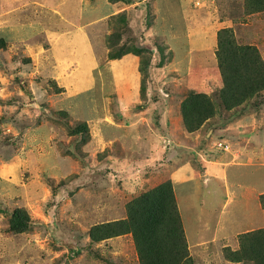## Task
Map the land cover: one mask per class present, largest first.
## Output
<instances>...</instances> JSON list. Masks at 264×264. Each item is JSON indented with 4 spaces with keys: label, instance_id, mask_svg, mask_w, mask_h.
I'll use <instances>...</instances> for the list:
<instances>
[{
    "label": "rangeland",
    "instance_id": "374dc122",
    "mask_svg": "<svg viewBox=\"0 0 264 264\" xmlns=\"http://www.w3.org/2000/svg\"><path fill=\"white\" fill-rule=\"evenodd\" d=\"M224 30L257 46L264 71V8L251 0H0V37L7 41L0 48V264H125L122 254H108L110 245L101 253L91 240V203L131 200L153 168L157 181L170 169L181 179L174 187L186 239L211 240L226 230L208 246L213 253L188 250L182 264H246L232 260V251H240L239 233L264 227V86L233 107L217 94ZM122 45L144 51L112 59ZM192 92L212 96L214 114L195 130L190 148L168 142L170 167L155 160L143 171L129 166L126 175L131 158L140 155L142 165L155 155L144 150L141 131L158 132L165 116L183 125L182 103ZM120 116L134 120L118 130L112 125ZM134 121L137 138L113 143L112 136L130 137ZM153 136L146 148H161ZM211 162L226 174L211 173ZM187 164L198 173H176ZM16 208L29 217L25 231L11 228ZM134 249L126 252L133 259Z\"/></svg>",
    "mask_w": 264,
    "mask_h": 264
},
{
    "label": "trees",
    "instance_id": "16d2710c",
    "mask_svg": "<svg viewBox=\"0 0 264 264\" xmlns=\"http://www.w3.org/2000/svg\"><path fill=\"white\" fill-rule=\"evenodd\" d=\"M255 8H264V0H251ZM219 36L218 61L223 86L218 95L230 107L242 103L264 86L263 62L257 46L241 45L235 38ZM7 41L0 37V48ZM142 47L122 45L110 52L112 59L128 53L141 55ZM148 62L143 64L145 71ZM184 124L190 132L200 127L214 114L213 97L204 92H192L182 103ZM127 216L93 225L89 230L93 242L121 234L132 233L140 264H182L188 258V241L184 234L174 186L171 180L141 192L126 203ZM11 228L25 231L30 220L20 208L12 211ZM240 251L233 250L232 260L246 264H264V227L239 233ZM100 251V250H99ZM101 252V251H100ZM102 253V252H101Z\"/></svg>",
    "mask_w": 264,
    "mask_h": 264
},
{
    "label": "crops",
    "instance_id": "0c3cea01",
    "mask_svg": "<svg viewBox=\"0 0 264 264\" xmlns=\"http://www.w3.org/2000/svg\"><path fill=\"white\" fill-rule=\"evenodd\" d=\"M32 24L35 25V22L32 23ZM31 30H34V29H31ZM42 49H44V48H42ZM127 58H129V55L124 56V58H122V60H127ZM130 59L133 62L136 60L133 57L130 58ZM55 62L57 64H59L58 61H55ZM118 62H123V61L120 60ZM113 63H116V62H113ZM136 74H135V76H136ZM137 81H138V79L135 78V83H134L133 87L135 88L136 92H135V95L134 96L138 95L137 93H138V89H139V87H138L139 84H138ZM116 93H117V96H118L119 104L121 105V107L123 109H125V107H126L127 104H125V102H124V96H123L124 94L122 95L120 93L119 89L116 90ZM115 120H117V123L114 124V125H112V126H115L119 130V129H122L123 128V126H121V125H123L122 123L125 120H131L132 121V120H134V118L133 119H126V118L120 116V117H116ZM163 121H164V123H163L164 127L161 128L160 130H158V132H155V131H149L148 132V130H147V132L143 133L141 131L142 136H143V138L141 137L142 138L141 139V143L142 144L143 143L145 144V149L144 150L146 151V150H150L151 149V151H153V149H154L155 155L151 156L150 159H148L147 161H144L142 165L138 163V160H136V159H139V158L140 159H143V157H141L140 155H136L133 158H131L132 160H134L136 162H135V164L129 163L128 165H126V167L128 169H122V170H125L124 172H125L126 175H127V172L130 170L129 169V166H133V170H134L136 168V165H138L137 169L140 168L143 171V165H145V167L152 166V165L145 164L146 162L155 161V160H158L157 162L160 163L163 166L166 165V166H169L170 167V165H172L174 159H168V153L166 152L168 147L169 148L172 147V149H173L174 146H177L179 144H183L188 149L190 148V146H191L190 141L194 138L195 134H197L198 132H195V131L190 132L189 130H187L185 124L183 123V125H182L180 121H179V126L177 124H175V123H172L171 122V118H168L167 116H165L163 118ZM134 122H132V125H128V128H129L128 130H131L132 131V134L130 135V137H128V136L126 137V136L123 135L124 137L122 136L121 139H117L115 136H112V138H111L112 142L113 143H115V142L118 143L120 141L122 143L123 141L125 142V141H129V140L134 139L132 137L133 134L136 137L137 136V133H139V130L138 129H135V127H134V126H138L139 125V122L138 121L135 122V123ZM145 129H149V128H147L145 126ZM154 133H157L159 140L162 141L161 148H159V149H155V148H151V147L146 148L149 145V142L155 140V138L153 136ZM147 136H148V138H147ZM107 137H108V135H107ZM152 137L154 138L153 140H151ZM155 142H153V143H155ZM168 142H169V146L167 147L166 144ZM127 145H129V144H126V147H127ZM134 149L137 152V148H134ZM123 152H124V150H122V153H121L122 155L125 154ZM112 156H114V157H112ZM112 156H111V159L114 160L115 157H116V159L114 161L118 162L119 165H120L121 158L119 160L117 158V154H112ZM206 161H210V160L206 159ZM190 162H192V160H190ZM214 166L215 165H212V162H211V169H210L211 173H213V172L214 173H217L218 171H221L222 172V176H224L226 174V172L224 171V167L223 166L217 167L218 168L217 169L218 170L217 172H215L216 169H215ZM192 167L193 166L190 167V165L187 164V165L183 166V168L178 169L176 173L182 174V176H183V173H184L183 170L184 169H191V171H193V174L198 173L197 172V171H199V170H197L198 167H197V169H195V168L193 169ZM200 167L203 168L202 164H201ZM207 167H208V165H207ZM208 170H209V168H208ZM173 171H174V169L173 170L170 169V171L167 173L168 174L167 180H171L172 183H173V186H175L174 184L176 183V181L179 182V181H181V179H179L178 177H174L175 176V171L174 172ZM133 173H134V171L132 172V174ZM217 174H219V172ZM162 175L164 176L166 174L163 173ZM131 177H132V175H131ZM142 177H144V181H143L144 183L141 185L140 192L150 190V188L152 186L150 188H147L148 187V184H151L153 181H157V179H159V171H158V169L156 170V169L153 168L151 170H148L147 172H144V174H142ZM142 177L140 178L141 180H142ZM187 177L193 178V177H195V175H193V176H190V175L187 176L186 175L185 176V179H187ZM149 180H151L150 183H147V181H149ZM167 180L164 178L162 180L157 181L156 182V186L158 184L162 183V182L167 181ZM145 185H147V186L144 187ZM136 186H138L137 183H135V185H133V187H136ZM129 190H131V189H129ZM174 191H175V194H176L175 187H174ZM128 198L122 199V197H119V196L113 197V198H111V197L110 198H106L105 197L104 199H101V201L103 200L104 202L102 201V203H100V204H98V201L100 199H95V202L94 203L93 202L91 203V206H92L93 209L90 208V211L94 215V216L92 215V217H94V218H93L92 221H90L88 223L89 224V229L93 225L98 224V223L112 221V220H117V219H121V218L126 217L127 216V214H126L127 213L126 212V203H127V201H129ZM176 198H177V195H176ZM115 200H119V201H121V203L118 206H116L115 205ZM177 202H178V198H177ZM121 206H124V209L125 210L123 212L121 211V210H123V208H121ZM107 213H110V215H113V216L110 217V218H107L105 220H99V221L98 220L97 221L94 220L96 217H100V216L105 215ZM225 235H226V230L223 232V235H218V233L216 234L214 232L212 234V236H211L212 238H210L211 240H209V238L208 239L207 238L205 239V238H199V237H197L193 241L187 239L188 240V245H189V250H190V252H195V253H198V251H200V254L203 253L205 256H209L211 253H213V251L211 249H207L208 246L210 244H212V243H215L216 244V241H215L216 238H219L220 236H222L221 238H223ZM221 238H219L218 240H222ZM120 243H121V245H119ZM109 245H110L111 249L108 252V254H110L112 257H113V254H115L116 255V260L118 259V256H119L117 254H122V256H124V259H125L124 260V263L125 264H140L139 257H138V254H137V250L134 249L135 248V246H134L135 243H134L133 236H132L131 233H126V234H121V235H118V236H113V237H110V238H106V239H104V240H102L100 242H97V246H98V248H100V251L102 253L107 252L106 247L109 246ZM101 246H103V247H101ZM131 248L134 249V251L136 253L135 254V259L132 258L133 257V252L132 251H130L132 253V256H131V254H130V257H128L126 255L127 250L128 249H131ZM102 250H104V252ZM88 260H90L91 264H98L97 261H95L93 259H88ZM99 264H104V263L103 262H101V263L99 262ZM107 264H109V263H107Z\"/></svg>",
    "mask_w": 264,
    "mask_h": 264
}]
</instances>
